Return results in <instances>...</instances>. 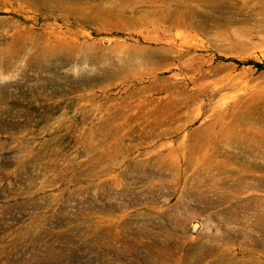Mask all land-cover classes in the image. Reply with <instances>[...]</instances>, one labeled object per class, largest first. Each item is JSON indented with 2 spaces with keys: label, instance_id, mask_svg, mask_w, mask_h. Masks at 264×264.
<instances>
[{
  "label": "rangeland",
  "instance_id": "1",
  "mask_svg": "<svg viewBox=\"0 0 264 264\" xmlns=\"http://www.w3.org/2000/svg\"><path fill=\"white\" fill-rule=\"evenodd\" d=\"M25 55L0 264H264V0H0Z\"/></svg>",
  "mask_w": 264,
  "mask_h": 264
},
{
  "label": "clouds",
  "instance_id": "2",
  "mask_svg": "<svg viewBox=\"0 0 264 264\" xmlns=\"http://www.w3.org/2000/svg\"><path fill=\"white\" fill-rule=\"evenodd\" d=\"M27 60V55L19 60L18 71L5 72L3 68H0V88L22 82L23 71L27 69ZM63 71L65 75H70L73 80H79L82 78L83 74L87 73L88 75H92L96 73L97 69L95 66L85 62L83 64L73 63L68 68L63 69Z\"/></svg>",
  "mask_w": 264,
  "mask_h": 264
},
{
  "label": "water",
  "instance_id": "3",
  "mask_svg": "<svg viewBox=\"0 0 264 264\" xmlns=\"http://www.w3.org/2000/svg\"><path fill=\"white\" fill-rule=\"evenodd\" d=\"M196 227H197V225H195V227H194V228L196 229Z\"/></svg>",
  "mask_w": 264,
  "mask_h": 264
},
{
  "label": "trees",
  "instance_id": "4",
  "mask_svg": "<svg viewBox=\"0 0 264 264\" xmlns=\"http://www.w3.org/2000/svg\"><path fill=\"white\" fill-rule=\"evenodd\" d=\"M252 63H255V62H252Z\"/></svg>",
  "mask_w": 264,
  "mask_h": 264
}]
</instances>
